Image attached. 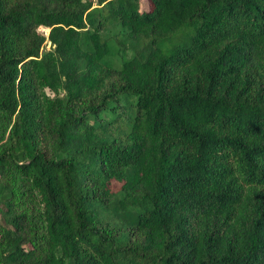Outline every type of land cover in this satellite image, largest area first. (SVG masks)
Instances as JSON below:
<instances>
[{"label":"trees","instance_id":"obj_1","mask_svg":"<svg viewBox=\"0 0 264 264\" xmlns=\"http://www.w3.org/2000/svg\"><path fill=\"white\" fill-rule=\"evenodd\" d=\"M0 264H264V0H0Z\"/></svg>","mask_w":264,"mask_h":264},{"label":"rangeland","instance_id":"obj_2","mask_svg":"<svg viewBox=\"0 0 264 264\" xmlns=\"http://www.w3.org/2000/svg\"><path fill=\"white\" fill-rule=\"evenodd\" d=\"M40 31L48 37L50 34V29L47 28H40ZM194 34V30L191 28H186L181 30L176 36H174L171 41L167 42L164 44V48L168 49L172 46H174L177 43H185L190 37H192ZM51 49V44L50 42H47L44 48V51H48Z\"/></svg>","mask_w":264,"mask_h":264}]
</instances>
